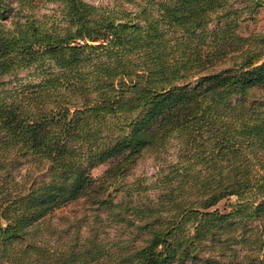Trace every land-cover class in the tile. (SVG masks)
I'll return each mask as SVG.
<instances>
[{
	"label": "trees",
	"instance_id": "16d2710c",
	"mask_svg": "<svg viewBox=\"0 0 264 264\" xmlns=\"http://www.w3.org/2000/svg\"><path fill=\"white\" fill-rule=\"evenodd\" d=\"M40 1L0 0V264H264V35L237 30L264 0H50L48 24ZM174 137L201 170L115 202ZM22 161L43 175L15 174ZM78 198L107 209L115 239L47 220Z\"/></svg>",
	"mask_w": 264,
	"mask_h": 264
},
{
	"label": "rangeland",
	"instance_id": "374dc122",
	"mask_svg": "<svg viewBox=\"0 0 264 264\" xmlns=\"http://www.w3.org/2000/svg\"><path fill=\"white\" fill-rule=\"evenodd\" d=\"M87 1L102 6L124 7L130 10L136 9L135 1L132 0ZM59 8L58 1L42 0L33 7L31 12L43 23L48 24L57 18L56 16L60 11ZM242 8L245 9L247 7ZM246 12L242 13L241 20L237 23L238 32L244 36L250 35L251 37L257 34L264 35V7H259L252 13H248V10ZM26 73L27 70L23 69L19 72V75L24 77ZM182 146H184V143H181L180 139L174 137L159 151L152 153L145 152L139 155L135 162L126 170L121 180L123 183L121 184L120 182L117 185L120 190L115 194L114 201L117 202L124 197L126 199L133 198L134 200L139 198H143L144 200L149 198L155 199L165 190L162 174L170 172L171 169L182 171L185 166H189L191 172L198 173L201 170L200 166H191L189 164V158L183 156ZM106 166L107 164H100L93 167L91 169L92 175L96 176L100 174ZM41 167L42 163L38 161H22L19 164L16 163L14 173L17 175L28 173L33 179L38 180L43 175ZM235 202L236 196L230 195L220 199L215 206L220 210L228 211L231 208L230 204ZM95 214L102 217L103 221L96 222L94 220ZM109 218L108 211L103 206L90 204L85 199L78 198L62 205V207L56 208L49 214L47 220L59 226H67L72 222L75 225L81 224L80 230L83 234H86L88 224H99L103 236L108 240H113L122 228L120 225L113 224ZM123 236H126L125 232H123Z\"/></svg>",
	"mask_w": 264,
	"mask_h": 264
}]
</instances>
